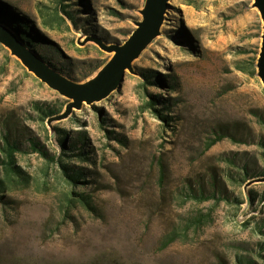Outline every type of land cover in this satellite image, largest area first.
I'll return each mask as SVG.
<instances>
[{
  "label": "rangeland",
  "instance_id": "374dc122",
  "mask_svg": "<svg viewBox=\"0 0 264 264\" xmlns=\"http://www.w3.org/2000/svg\"><path fill=\"white\" fill-rule=\"evenodd\" d=\"M146 3L0 0L24 20L48 64L78 84L96 78L114 56L92 39L124 44ZM169 4L161 34L122 84L59 121L44 123L36 103L61 115L71 100L0 44V138L6 129L24 148L36 139L58 157L56 132L83 134L95 163L72 157L71 164L92 172L74 188L39 153L17 154L29 179L0 194V264H236L237 255L264 264V177L228 186L232 201L198 202L183 192L188 179L223 175L232 165L264 174V83L251 73L263 43L261 12L255 0ZM154 100L167 120L150 107ZM77 194L93 209L71 201ZM198 217L204 225L189 227ZM174 232L179 239L166 247Z\"/></svg>",
  "mask_w": 264,
  "mask_h": 264
},
{
  "label": "trees",
  "instance_id": "16d2710c",
  "mask_svg": "<svg viewBox=\"0 0 264 264\" xmlns=\"http://www.w3.org/2000/svg\"><path fill=\"white\" fill-rule=\"evenodd\" d=\"M64 8H69L68 5H64ZM62 11L66 14V16L74 20V17L67 10ZM58 17L59 13L57 14ZM0 23L10 28L25 44L32 49L35 53H37L44 61H47L45 56L41 53L39 48L37 47V40L35 39V35L29 30V27L26 25L24 20H22L18 15L14 12L10 11L7 7H3L0 5ZM259 53L256 54L254 58H252V66L251 73L252 75H256L257 61L259 58ZM246 66H239V69L242 71L248 70L245 68ZM176 81H172V87H175ZM173 91H175V88ZM159 100H154L150 102V107L154 110L155 113L158 114L159 117L167 120V117L164 116L165 110L162 112L157 108L160 106ZM36 111L39 113V117L45 123L47 120L52 119L61 113V109L56 106H48L36 103L35 105ZM60 145L63 149V152L60 156H52L43 148L41 143L36 139L29 140V146L24 148L23 142L20 138L14 137L11 135V132L6 129H2V134L0 138V194L4 192H8L13 190L15 187H18L23 182L29 179L28 174L24 171V169L19 166L17 160V154L20 152L23 153H39L42 157L46 158L48 161L54 163L58 167V171L61 174V177L65 179L68 185L74 188H78L79 185L86 182L85 178L89 177V174H92L91 171L86 168H82L76 165L71 164L72 157L79 158V161L82 163H86L87 165L95 166L93 160L89 157V153L87 152V139L82 134L79 135L76 139H69V134L64 131L56 132ZM212 140L207 145L206 150L211 149L215 146L219 141L223 139V136L219 135L217 138H211ZM92 161V162H91ZM227 161V160H225ZM232 163V161L228 160ZM91 163V164H90ZM224 174L220 175L217 170L212 171L210 177L208 176H199L194 179H188V186L183 189V192L186 193V196L189 200H194L198 202H205L210 200H216L217 202L222 199H227L228 201H232L229 194L232 192L229 191L228 186L231 185H241L247 183L250 180L256 179L258 177H264V174L255 175L251 173L247 167H237L235 165L230 166L229 168L223 169ZM79 199H72L71 201H78L81 204H84L88 207L91 206L88 198L83 194H77ZM3 197L0 196V199ZM264 202V195L261 197ZM249 199L251 204L255 201L256 197H253V193H249ZM194 222L189 225L192 228H198L204 225V220L198 217L193 219ZM178 234L176 232L172 233L170 237H168L167 244L168 247L172 243L176 242L178 238ZM260 247L264 250V244H260ZM259 255L264 258L262 253ZM236 264H258L255 259L245 255H237Z\"/></svg>",
  "mask_w": 264,
  "mask_h": 264
},
{
  "label": "water",
  "instance_id": "95a60500",
  "mask_svg": "<svg viewBox=\"0 0 264 264\" xmlns=\"http://www.w3.org/2000/svg\"><path fill=\"white\" fill-rule=\"evenodd\" d=\"M170 0H147L142 11L143 21L124 44H105L92 39L99 47L113 53L112 60L102 69L96 78L86 84H78L57 72L37 53L30 49L10 28L0 23V44L10 51L22 65L43 83L71 100L64 114L52 118H68L73 108L81 109L84 103L89 105L108 98L124 81L127 70L133 72V62L138 59L152 41L161 34ZM264 22V0H255ZM258 76L264 83V35L261 52L257 61Z\"/></svg>",
  "mask_w": 264,
  "mask_h": 264
}]
</instances>
